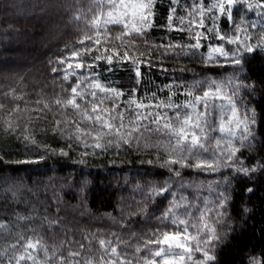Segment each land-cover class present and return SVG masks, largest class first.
Wrapping results in <instances>:
<instances>
[{"label": "snow or ice", "instance_id": "snow-or-ice-1", "mask_svg": "<svg viewBox=\"0 0 264 264\" xmlns=\"http://www.w3.org/2000/svg\"><path fill=\"white\" fill-rule=\"evenodd\" d=\"M94 4L97 12L88 21L94 35L85 34L78 44L65 45L62 51L67 55L48 61L51 73L60 76V81H54L60 84L59 92L52 101L35 102L40 115L51 113L53 106L59 112L70 108L81 121L89 122V130L82 129L79 122L68 121L75 123L76 131L63 139L64 147L40 146L33 139L35 153L29 159L12 163L47 164L49 157H57L58 163L59 159H70L74 149L82 148L80 163L89 155L114 150L125 156L136 153L128 163L135 165L139 160L145 176L152 175L153 168L167 170V178L141 189L143 200L136 202V211L125 216L121 209L122 230L127 229L130 219L150 215L149 202L155 205L157 198L172 199L154 217L157 227L144 233L148 239L134 246L130 259L119 251L120 246L129 247L130 242L116 232L110 234L114 239H99L103 255L94 259L82 255V243L78 250L65 255L61 242L51 246L50 255L43 237L20 234L16 243L8 246L13 255L4 251L0 264H225L221 249L248 231L244 225L254 211L247 207L248 202L237 205L236 198H242L244 193L255 195L259 182H264V156L255 159L243 155L245 149H253L258 134L264 135V56H260L264 53V0H169L162 20L156 11L157 0H94ZM17 7L14 2L4 4L5 11ZM249 13H254L256 19H249ZM237 14L240 22L235 18ZM220 20L230 22L231 31L219 27ZM109 25H122L115 43L108 36ZM158 26L165 35L150 42L147 37ZM172 33H180L181 38L175 40ZM133 35L143 41L142 48ZM4 51L10 49L6 47ZM184 59H199L205 71L224 68L227 74L219 80L206 76L188 83L176 75L190 71L181 65ZM172 60L177 63L169 67ZM117 66L129 74L127 88L108 78ZM151 70L166 77L172 75L152 91L148 87L152 84ZM258 92L261 102L249 108L244 102L245 94L255 99ZM181 95L184 99L177 102ZM214 114L219 115L218 123H210ZM60 123L54 121V133L59 131ZM153 132L166 139L149 142ZM216 132L220 135H213ZM89 139L94 142L88 143ZM5 155L8 154L0 155V162ZM186 169L217 173L222 178L185 181ZM223 170L230 175H223ZM76 183L87 187L90 182L82 179ZM205 183L206 196L197 195L196 203L178 202L177 196L186 186H194L200 193ZM254 184L257 187L250 186ZM6 190L11 191V187ZM179 200L187 202L188 197L180 195ZM234 214L242 219L241 224L235 223ZM17 217L31 219L19 214ZM58 223L51 220L49 226ZM0 227L6 225L0 223ZM127 230L132 238L140 236ZM260 231L264 233V227ZM91 235L102 233L98 230ZM75 243L70 241L69 246ZM37 249H42L44 260L33 255ZM17 252L22 254L16 255ZM235 256L239 257V264H264V246L257 251L255 246L249 249L241 241L235 246ZM231 264H236L235 258Z\"/></svg>", "mask_w": 264, "mask_h": 264}, {"label": "trees", "instance_id": "trees-1", "mask_svg": "<svg viewBox=\"0 0 264 264\" xmlns=\"http://www.w3.org/2000/svg\"><path fill=\"white\" fill-rule=\"evenodd\" d=\"M10 2H14L18 7L5 11L4 4ZM168 3L169 0H157L156 11L160 20L167 15ZM96 12L94 0H0V105H3L0 107V155L8 154L4 156V161L0 162V223L6 225L0 227V254L7 250L9 255H13L8 246L15 244L19 235L23 234L25 237L37 235L43 237L42 242L50 247V255L53 245L59 246L63 242V252L67 255L68 251L78 250V245L82 243L85 246L82 255L94 259L103 255L99 239H114L110 234L116 232L120 234L121 239L130 242L129 247H119L122 254H128L125 258L130 259L134 254V246L141 240L148 239L144 233L157 227L154 217L159 216L172 199L171 196L167 199L157 198L155 205L149 202V216L130 219L127 229L140 233L139 237L132 238L127 229H121V209L125 216L128 212L136 211V202L143 200L141 189L146 190L151 182L167 178L169 175L167 170L153 168L151 169L153 174L145 176L144 170L139 166V160H136L135 165L128 163L136 153L125 156L123 152L118 155L114 150L96 156L89 155L84 163H80L82 148L74 149L70 159H59L58 163L57 157H49L47 164L40 165L12 163L29 159L35 153L36 149L31 143L33 139L40 146L64 147L63 139L76 131L75 123L69 124L68 121L79 122L82 129L89 130V122L81 121L70 108L59 112L53 106L51 113L40 115L35 110L37 109L35 102L52 101L56 98L60 84H54V81H60V76L51 73L48 61L50 59L55 61L61 55H67L62 51L65 45L78 44L85 34L94 35L88 21ZM74 16L80 18L73 20ZM235 18L240 22L239 14ZM248 18L255 20L256 16L249 13ZM218 26L224 31H231L230 22L220 20ZM121 31L122 25H109L108 36L113 43L117 42V36ZM164 35L158 26L147 39L151 42L153 38ZM172 36L175 40L181 38L180 33H172ZM132 38L142 48L143 41L134 35ZM6 47L10 51L5 52ZM204 51L206 52V49ZM260 56H264V53H260ZM176 63L172 60L168 66ZM181 65L190 71L176 75L188 83L206 76L219 80L227 74L224 68L205 71L199 59H184ZM227 71L230 72L231 69L228 68ZM171 75L169 73L166 77L158 70H151L152 84L148 87L156 91V85L167 82ZM128 77V72L117 66L108 78L127 88ZM183 99L181 95L177 102ZM244 102L249 108L254 107L261 102V93H256L255 99L245 94ZM105 106L111 107L110 104ZM55 120H60L61 123L58 126L59 131L54 133ZM218 120L219 115L214 114L210 123H218ZM9 127L13 131H6ZM261 132H264V125L261 126ZM213 135L220 134L216 132ZM165 139L166 137L155 132L149 136L151 143ZM93 142L91 139L88 140V143ZM211 142L214 143V140ZM253 143V149L244 150V158L252 156L259 159L264 156V135L258 134ZM223 175L227 176L230 173L223 170ZM221 178V174L187 169L183 173L185 181H212ZM82 179L90 182L87 187L76 183ZM137 185L140 186L139 189ZM250 186L257 187L255 184ZM9 187L11 191L6 190ZM207 194L206 183L200 193H197L194 186H186L179 192L177 200L182 205L196 203L197 195ZM180 195L187 196L188 201L179 200ZM262 198L264 182H259V190L255 195L249 197L244 193L242 198L237 196V205L248 202L247 207L254 211L247 217V223L244 225L248 231L240 239L221 249V259L225 264H231L234 258L236 264H239V257L235 256V246L241 241L246 243L249 249L255 246L257 251L264 246V233L260 231L264 227ZM17 214L31 219H19ZM233 219L237 225L242 223V219L235 214ZM51 220H58L59 223L49 226ZM31 229L36 231H30ZM98 230L102 235H91ZM236 232H240L239 227ZM229 240H232L231 236ZM70 241L76 243L69 246ZM15 254L19 255L22 252ZM33 255L38 260L45 259L42 249L35 250ZM141 255L147 253L142 252Z\"/></svg>", "mask_w": 264, "mask_h": 264}]
</instances>
